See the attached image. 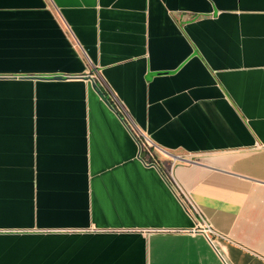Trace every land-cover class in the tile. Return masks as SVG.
Wrapping results in <instances>:
<instances>
[{
	"label": "crops",
	"instance_id": "1",
	"mask_svg": "<svg viewBox=\"0 0 264 264\" xmlns=\"http://www.w3.org/2000/svg\"><path fill=\"white\" fill-rule=\"evenodd\" d=\"M0 264H264V0H0Z\"/></svg>",
	"mask_w": 264,
	"mask_h": 264
},
{
	"label": "built area",
	"instance_id": "2",
	"mask_svg": "<svg viewBox=\"0 0 264 264\" xmlns=\"http://www.w3.org/2000/svg\"><path fill=\"white\" fill-rule=\"evenodd\" d=\"M108 102L111 105V107H113L114 110H116V112H120V109L118 108V106L112 101V98L110 96H108ZM110 100V101H109ZM112 102V104H111ZM131 130V128H130ZM133 132V135L135 136L137 142H138V146H139V151L143 152L144 150H149V148L151 147L150 142L144 138L143 136H141L140 134H138L137 132L131 130ZM144 162L146 164H152L154 163L151 159L146 158L144 160ZM184 202L186 204V207L188 208V210L197 216V221H196V229H200L202 231V233L204 234V236L206 237V239L210 242L213 243L214 240L216 238H222L220 234L216 233L214 230H212V228L210 227V225L204 220V218L200 215V213L194 208V206L186 199H184Z\"/></svg>",
	"mask_w": 264,
	"mask_h": 264
},
{
	"label": "water",
	"instance_id": "3",
	"mask_svg": "<svg viewBox=\"0 0 264 264\" xmlns=\"http://www.w3.org/2000/svg\"><path fill=\"white\" fill-rule=\"evenodd\" d=\"M93 85L97 88V85L93 82Z\"/></svg>",
	"mask_w": 264,
	"mask_h": 264
}]
</instances>
